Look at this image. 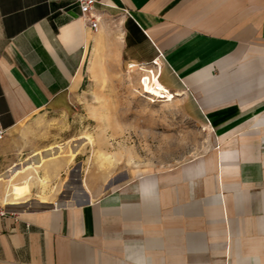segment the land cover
<instances>
[{"label":"crops","instance_id":"1","mask_svg":"<svg viewBox=\"0 0 264 264\" xmlns=\"http://www.w3.org/2000/svg\"><path fill=\"white\" fill-rule=\"evenodd\" d=\"M91 15L97 29L77 0H0L5 136L66 110L100 54L159 57V84L213 142L146 170L115 152L78 185L49 165L0 175L15 212L0 216V264H264V0H101Z\"/></svg>","mask_w":264,"mask_h":264},{"label":"rangeland","instance_id":"2","mask_svg":"<svg viewBox=\"0 0 264 264\" xmlns=\"http://www.w3.org/2000/svg\"><path fill=\"white\" fill-rule=\"evenodd\" d=\"M128 63L93 56L89 80L71 95L66 110L43 111L0 138L10 152L0 169L12 165L0 175L35 170L27 177H38L49 165L60 168L58 186L71 181L78 185L90 164L110 161L115 152L136 158L143 170L189 161L205 152L213 140L206 127L194 121L199 115L195 108L168 92L164 100L150 99L142 91L141 73L129 69ZM146 88L160 93L149 84Z\"/></svg>","mask_w":264,"mask_h":264},{"label":"built area","instance_id":"3","mask_svg":"<svg viewBox=\"0 0 264 264\" xmlns=\"http://www.w3.org/2000/svg\"><path fill=\"white\" fill-rule=\"evenodd\" d=\"M80 9L82 12V16L86 18L88 24L94 28L97 29L99 20L94 17L92 14V10L96 6L97 3H99L101 0H77ZM162 55V53H160ZM128 68L131 70H138L141 73L140 76V84L142 91L148 95V97L154 98L156 100H164L167 97H164V95L167 94L169 89H164L163 86L159 83H162L161 78V72H162V62L159 59V57L155 58L154 60L150 62H135L131 61L128 63ZM155 78L157 81L155 82ZM147 84L151 85L154 90L159 91V94H156L155 92L150 93L147 91ZM163 84V83H162ZM5 132L4 130H0V138L4 136ZM15 215V212L8 209L7 205H0V216L5 217L9 215Z\"/></svg>","mask_w":264,"mask_h":264},{"label":"bare ground","instance_id":"4","mask_svg":"<svg viewBox=\"0 0 264 264\" xmlns=\"http://www.w3.org/2000/svg\"><path fill=\"white\" fill-rule=\"evenodd\" d=\"M48 179H49V178H48V176H47V177H45L44 179H42L41 182H42L43 184H46V183L48 182Z\"/></svg>","mask_w":264,"mask_h":264}]
</instances>
